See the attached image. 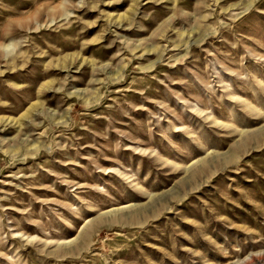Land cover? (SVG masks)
Segmentation results:
<instances>
[{
    "label": "rangeland",
    "instance_id": "374dc122",
    "mask_svg": "<svg viewBox=\"0 0 264 264\" xmlns=\"http://www.w3.org/2000/svg\"><path fill=\"white\" fill-rule=\"evenodd\" d=\"M0 264H264V0H0Z\"/></svg>",
    "mask_w": 264,
    "mask_h": 264
}]
</instances>
